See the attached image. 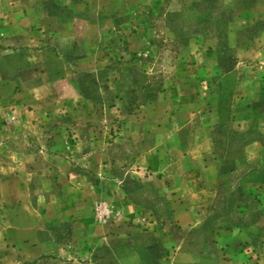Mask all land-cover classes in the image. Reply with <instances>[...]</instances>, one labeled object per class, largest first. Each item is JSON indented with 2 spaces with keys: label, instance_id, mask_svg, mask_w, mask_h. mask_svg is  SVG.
I'll return each mask as SVG.
<instances>
[{
  "label": "rangeland",
  "instance_id": "1",
  "mask_svg": "<svg viewBox=\"0 0 264 264\" xmlns=\"http://www.w3.org/2000/svg\"><path fill=\"white\" fill-rule=\"evenodd\" d=\"M79 1L95 10L93 21L103 18L109 27V36L91 50V61L78 59L76 65L95 75L85 90L92 97L16 96L17 81L6 78L0 63V168L29 170L33 197L60 193L72 182L85 184L83 173L77 175L83 169L91 170L98 188L90 203L75 209L78 232L62 236V256L31 260L22 232L6 240L0 231V264H101L108 236L148 232L150 217L163 215L151 209L149 193L165 187L167 181L157 182L166 170L186 183L205 181L202 144L213 135L207 125L238 121L234 133L221 129V137L264 133L258 126L264 121L258 83L264 79V0ZM1 2V12H10L7 0ZM36 32L30 40L38 39ZM54 65L61 73V61ZM106 224L108 236L105 230L100 235L97 229ZM167 242L180 261L183 243Z\"/></svg>",
  "mask_w": 264,
  "mask_h": 264
},
{
  "label": "crops",
  "instance_id": "2",
  "mask_svg": "<svg viewBox=\"0 0 264 264\" xmlns=\"http://www.w3.org/2000/svg\"><path fill=\"white\" fill-rule=\"evenodd\" d=\"M52 1L7 0L10 12L3 14L0 9V36H4L0 37V63L5 65L6 78L13 76L17 81L16 96L41 99L59 94L88 101L92 93L88 95L85 90H90L88 84L95 75L87 67L76 70L77 61H91L87 60L91 50L109 36V27L103 18L93 21L95 10L86 4L83 7L79 0ZM99 14L106 16L104 10ZM35 31L38 39L30 40ZM19 41L23 45L19 46ZM60 61L61 73L54 65ZM258 83L264 93V79ZM261 101L264 111V94ZM261 121L258 126L264 128ZM238 124L229 121L207 125L213 129V135L202 144L200 178L205 177L204 182L200 179L195 184L187 179L186 183L177 172L168 170L161 175L163 181L158 180L157 184L167 181L165 189H155L149 195L151 209L158 207L163 215L150 217L152 227L148 232H135L134 237L126 239L124 233H117L111 240L108 224L97 229L102 230L100 235L105 230L108 236L107 246L104 242L101 245V264H264V133L256 136L253 131L245 138L219 135L226 128L234 133L231 129ZM3 140L7 143L10 139L6 135ZM82 173L85 184L72 182L69 189L60 193L33 197L29 170L22 166L16 171L13 167L0 168L1 235L8 240L14 233L22 232L24 253L31 260L46 255L62 256V236L78 232L75 209L91 202L89 197H94V187L99 184L93 183L91 170L83 169L77 175ZM190 173L195 175L192 170ZM159 192L165 193L159 196ZM138 198L133 195L131 200L137 204ZM173 225L177 228L172 229ZM165 241L183 243L180 261H174V252H168L172 246ZM196 244V250L189 249ZM92 251L87 248L86 253L93 254Z\"/></svg>",
  "mask_w": 264,
  "mask_h": 264
}]
</instances>
